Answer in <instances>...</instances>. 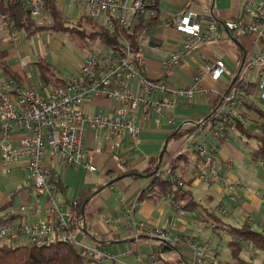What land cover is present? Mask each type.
<instances>
[{
    "label": "built area",
    "instance_id": "obj_1",
    "mask_svg": "<svg viewBox=\"0 0 264 264\" xmlns=\"http://www.w3.org/2000/svg\"><path fill=\"white\" fill-rule=\"evenodd\" d=\"M0 1L5 5L21 4L32 17H38L44 12L48 0ZM51 1H55L59 8L73 6L80 16L86 14L91 20H98L108 26L116 22L130 27L141 16L154 14V0ZM244 12V18L227 19L221 21L220 25L213 21L203 22V18L194 10H186L175 17L169 26L180 32L183 38L180 45L161 61L162 75L157 79L140 72L128 44L122 51L110 46L95 45L96 50L81 61L78 73L66 78V83L57 88L43 84L38 74L35 77L28 74L25 70L30 58L24 55L20 60L23 84H16L7 77L0 79V172H8L11 163L20 164L25 170L22 188L33 200L29 199L25 205L19 206L17 213L23 215L20 221L0 226V240L9 243L19 235H24L32 241L45 243L58 235L85 254L89 264H113L115 257L111 252L97 244L87 245L77 239L71 227L70 206L64 200H55L56 193L60 192L59 174L55 166L82 165L89 172L96 171V165L89 160L86 140L102 141L110 151L124 155L132 151L138 142L141 128L136 122V116L140 109L144 114L154 113L157 118L166 113V122L173 125L178 105L189 102L196 94L207 99L215 94L219 95L220 100L211 106L205 118L181 121L176 130H182V135L187 137L178 152L193 149L200 159L197 179L227 188L230 198L238 200V192L245 185L238 177H228L226 168L232 165L231 162L221 161L218 157L219 147L209 143L207 137L227 140L228 133L237 129V122L249 128L250 122L245 119L242 110V105L249 99L264 108V2L248 1ZM225 32L253 35L260 44L258 52L242 64L241 71L230 85L212 90L201 86L203 75H208L212 82H216L226 72L224 61L215 57L198 69L192 86L175 88L166 72L172 63L179 60L183 50L220 38ZM8 38L11 42H17L23 41L24 37L22 33L8 29ZM149 43L150 39L144 36L138 45L141 47ZM253 68L257 69V80L254 92L250 94L242 86H246V78ZM132 82L136 83L135 88ZM95 99L114 101L116 105L110 107L107 113L100 109L92 113L84 111L82 106ZM14 135L17 137L16 143L12 141ZM194 138L198 139L197 142H193ZM254 161L263 162L258 159ZM169 163L170 159L160 161L156 176L166 174ZM178 184L183 185V182L179 180ZM41 199L43 203L40 205L44 212L40 217L33 218L38 213ZM70 202L78 204L77 200ZM137 204V200L124 204L120 214L103 217L104 223L118 228L133 227L144 231L150 238L188 243L193 250L189 264H215L208 257L206 246L199 240L136 220L134 210ZM176 208L180 217L195 218L197 215L196 210L187 211L179 206ZM76 226L78 231L83 228L82 218L76 219ZM147 257L149 264H157V256L152 251Z\"/></svg>",
    "mask_w": 264,
    "mask_h": 264
},
{
    "label": "crops",
    "instance_id": "obj_2",
    "mask_svg": "<svg viewBox=\"0 0 264 264\" xmlns=\"http://www.w3.org/2000/svg\"><path fill=\"white\" fill-rule=\"evenodd\" d=\"M248 1L264 2V0H158L161 18L165 17L166 19H162L161 24L150 28L145 33V36L150 39V43L141 46L140 72L149 78L161 77V61L169 55L170 51L180 45L183 38L180 32L169 26V22L173 18L186 10H194L203 18V22L213 21L220 25L221 21L227 19L244 18L246 16L245 5ZM69 7L59 9L71 19L79 18L81 14L75 8L71 13H68ZM222 35L220 38L198 43L192 48L183 50L179 60L172 63L166 72V76L173 82L175 88L192 86L198 69L215 57L224 61L226 72L216 82H212L208 75H203L201 86L208 90L227 87L241 71L242 64L252 58L260 49V44L253 35H236L231 32H225ZM0 39L2 48L7 52L6 61L8 65L12 70L20 73L22 71L20 60L28 53L16 50L15 42L9 41L8 29L6 28H0ZM22 45L25 43L23 42ZM50 49L54 58L50 54L51 51L45 55L41 48L39 51H32V53L36 54L35 58L36 56H45L51 64L59 65V70L65 78L78 73L82 60L76 59L70 51H63L61 45L55 40L51 41ZM34 59L30 57V62ZM32 68H35L32 64L28 65L25 71L35 77L37 69L34 71ZM27 79L31 81L30 77ZM246 79H248L247 83L255 82L257 69L253 68ZM132 86L135 88L136 83L132 82ZM208 100L209 98L196 94L189 102L180 103L176 108L175 124L173 125L166 122V113L157 118L154 113L144 114L140 109L136 116V122L141 128L138 142L132 151H127L124 155L110 151L102 141L86 140V146H89V160L96 165V171L89 172L82 165L55 166L63 186V189L55 195L56 201L64 200L67 203V201L77 200L80 202L81 198L85 199L86 193H90L82 204L83 213L80 218L83 220V228L80 231H74L77 239L83 241L86 238V242L89 243L87 245L100 243L105 251L114 255L113 264H149L147 255L152 251L153 238H150L144 231H139L133 227L118 228L108 226L103 221V217L120 214L124 204L136 200L138 203L134 210L136 220L151 227L171 230L179 235H194L195 224H202L199 219L191 216H178L165 197L148 198L145 194L142 196L141 193L150 182V177L146 174L149 161L155 158L160 164L163 159H171L179 154V147L176 150L167 151V144L170 139L177 138L175 135L177 133L176 128L181 121L186 119L194 121L208 115L212 106ZM115 105L116 102L114 101L95 99L91 103L84 104L82 108L87 112L91 110L95 112L100 109L106 110L107 113L109 108ZM248 127L252 132L262 134L264 119L253 120ZM180 132L183 136V131L180 130ZM241 136L244 135L238 133L236 129L228 133L227 140L215 141L207 137L209 143L219 147L218 157L221 161L231 162L232 165L226 168L228 177H238L245 185V188L238 192V206L233 205L224 187L216 185L215 192L216 196H219V202H215V204L223 203L240 222L246 215H249L253 219L252 221L259 223L264 220V161L262 163L256 162L251 156V151L256 147V144L251 150L235 151V140ZM13 137L12 141L16 143L17 137L15 135ZM166 139H168L166 148L159 158ZM197 140L194 138L193 142H197ZM191 150H184L183 152L188 153ZM182 162L188 167V176L184 177L190 178L192 175L195 177L196 163L200 164L199 157L194 153L187 159H182ZM24 178L25 170L17 163H11L8 172H0V206L10 204L9 210L16 211L19 206L25 205L29 199L33 200L22 188ZM201 183L202 181L194 179L190 187H198ZM221 194H224L223 197ZM222 198H227L228 203L221 202ZM213 200V194L208 192L203 202H206L207 206L210 207ZM42 203L41 199L37 208L38 213L34 214L33 218L43 214V206L40 205ZM235 213L237 215H234ZM199 217H201L200 213ZM84 226L88 228L89 233L101 235L108 233L109 235L107 234L108 236L105 238L99 236V240L96 241L87 234ZM103 238L105 243L102 244ZM87 239L91 242H88ZM212 242L213 240H208V245L205 244L208 248V257L215 259V264H220L217 261L227 257L225 247L219 241L215 242L214 246ZM192 255L193 250L188 243L177 242L175 249L157 256L159 257L157 264L167 263L166 260L174 261L175 264H189Z\"/></svg>",
    "mask_w": 264,
    "mask_h": 264
},
{
    "label": "trees",
    "instance_id": "obj_3",
    "mask_svg": "<svg viewBox=\"0 0 264 264\" xmlns=\"http://www.w3.org/2000/svg\"><path fill=\"white\" fill-rule=\"evenodd\" d=\"M153 9V15L141 16L136 23L130 27H125L116 22L112 26H108L98 20H91L86 14L73 20L59 9L55 1L51 0L46 2L44 12L38 17H32L28 9L21 4L14 3L5 5L0 1V28L18 31L22 33L24 38H30L37 31L43 29L69 30L71 33H77L84 39L86 45L88 44L90 47L101 44L119 49L120 51L128 44L134 53V58L138 66H141V47L138 45L139 41L144 38L147 30L161 24L162 19H166L165 17L161 18L158 0H154ZM6 56L7 52L2 48V41L0 39V70L4 77L11 78L16 84L22 85L23 78L11 69L6 61ZM31 64L37 69V77L43 84H49L57 88L66 83V78L60 72L59 68L51 64L45 56H36ZM27 82L29 81L27 80ZM245 85L242 88H245L251 94L256 87V81L246 83ZM219 100V95L211 94L208 102L216 105ZM249 100L242 105L245 119L250 123L252 122L250 119H264V108ZM227 124L230 125V123ZM236 127L238 133L254 139L256 147L251 151L252 158L264 161V129L262 134H257L247 127H242L239 122L236 123ZM175 135L176 137H180L181 132L178 130ZM194 153L193 149L188 153L183 151L179 152L178 155L170 159L168 172L162 175V177L156 176L154 169L157 161L155 158L151 159L146 169V174L150 177V182L146 189L142 191L141 195L143 196L145 194L148 198L165 197L171 203L176 213V206L182 207L187 211L196 210L197 215L195 218L199 219L203 225L210 226L220 237L224 236L222 243L225 247L227 257L217 262L220 264H250V260L244 256L246 251H248L250 259L252 258L254 250L264 251V220L257 223L252 221L253 219L249 215H246L240 222L223 203L210 204L209 207L206 202L196 200L190 186L197 172H199L200 164L196 163L197 172L195 177L192 175L190 178H185L183 175L176 174L182 159L185 160ZM179 180L183 182V185L178 184ZM58 186L61 191L63 186L60 180L58 181ZM89 195L90 193H86L85 199ZM85 199L81 198V201L77 205H73L67 201L71 209V227L75 231H78L76 219L83 213L82 204ZM229 199L234 206H237L238 200H234L230 196ZM9 208L10 204L0 206V226L20 221L23 218V215L17 213V210H9ZM199 213L201 217H199ZM234 215L237 214L235 213ZM226 216H232L233 220L226 219ZM250 218L252 219L251 221ZM84 229L96 241L99 240V236L105 238L109 235L108 233L102 235L92 232L89 233L86 226H84ZM23 236L19 235L9 243L0 240V264H89V258L85 254L77 251L70 241H65L58 235L53 236L48 241H45V243L32 241L29 237H27V241L21 242L20 238ZM180 236L197 239L194 235ZM104 238L102 239V244L105 243L103 242ZM177 242L182 241H165L153 238L152 252L156 256H159L163 252L175 249ZM200 243L205 245L201 241ZM96 244L103 248L100 243ZM157 258L159 259V257ZM165 262L167 263L164 264L176 263L169 260ZM213 262L215 263V259H213Z\"/></svg>",
    "mask_w": 264,
    "mask_h": 264
},
{
    "label": "rangeland",
    "instance_id": "obj_4",
    "mask_svg": "<svg viewBox=\"0 0 264 264\" xmlns=\"http://www.w3.org/2000/svg\"><path fill=\"white\" fill-rule=\"evenodd\" d=\"M73 8H74L73 6H70L67 10L68 13H71ZM72 19L76 20V18H72ZM22 40L23 41L15 42L16 50L26 51V53H28L29 58L31 57L32 59H34L36 55V54L34 55L32 51H39L40 48H41V51L45 53V55H48V51L49 52L51 51L50 54L54 58L53 52L50 49V43L52 40L57 41L61 45L63 51H70L71 54L74 55V57L78 60L79 59L83 60L85 57H87L91 53V51L96 50L95 47H90L88 44L86 45L84 39L81 38L77 33H71V31L69 30L43 29V30L37 31L30 38H23ZM23 42L25 43V45H22ZM29 65H31L30 61H29ZM56 66L60 69L59 65L56 64ZM32 70L35 71L36 68H32ZM17 74L21 75L20 73H17ZM0 77H4L1 70H0ZM32 81L34 80L32 79ZM211 105H214V103H211ZM90 112H92V110ZM101 112L106 113V110H101ZM186 137H187L186 135H183L177 138L170 139L169 143L167 144V151H170L172 149L176 150L178 147L179 148L183 147ZM208 138L217 141V139L213 138L212 136H208ZM254 145H255L254 139L249 138L244 135V136L238 137V139L235 140L234 148H235V151H242V150L248 151V150H251V148H253ZM191 147H194V145H191ZM61 166H64V165H61ZM64 167H68V166H64ZM187 169H188L187 165H184V163L181 162L180 167L177 170V174L188 176ZM194 179H197V177H195ZM216 185L218 184L202 181V183L198 187L192 186L191 189H192L195 199L198 200L199 202H203L208 192H211L214 196L213 204H215V202H219V196H216V192H215V189L217 187ZM225 190L228 193L227 188H225ZM223 195L224 194H221L222 197ZM221 202H224L227 204L228 199L222 198ZM227 218L228 220H233L232 216H228V217L226 216V219ZM251 220L252 219L250 218V221ZM202 224L200 223L195 224L196 227L194 231V236H196V238L199 241L208 245V240H213L212 242L213 246L215 245V242L217 241H219L220 243L223 242L224 236L220 237V235L216 234L210 226H205V225L203 226ZM27 240L28 238L25 236L20 238L21 242H25ZM83 241H85L84 242L85 244H89L86 242V238H84ZM87 241L91 242L89 239H87ZM244 256L250 260V264H264V251L254 250V253L252 254L251 259H250V255H248V251L245 252Z\"/></svg>",
    "mask_w": 264,
    "mask_h": 264
},
{
    "label": "water",
    "instance_id": "obj_5",
    "mask_svg": "<svg viewBox=\"0 0 264 264\" xmlns=\"http://www.w3.org/2000/svg\"><path fill=\"white\" fill-rule=\"evenodd\" d=\"M167 142H168V139H166V141H165V144H164V146H163V149H162V151H161L160 154H159V158L162 156V154H163V152H164V150H165V148H166V144H167ZM158 166H159V161H158V163L156 164V167H155V169H154V172L158 169Z\"/></svg>",
    "mask_w": 264,
    "mask_h": 264
}]
</instances>
